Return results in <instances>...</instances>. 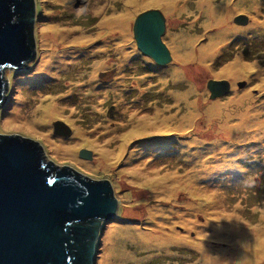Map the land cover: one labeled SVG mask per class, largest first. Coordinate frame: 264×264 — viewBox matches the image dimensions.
<instances>
[{
    "label": "rangeland",
    "instance_id": "1",
    "mask_svg": "<svg viewBox=\"0 0 264 264\" xmlns=\"http://www.w3.org/2000/svg\"><path fill=\"white\" fill-rule=\"evenodd\" d=\"M148 9L165 15L167 65L137 46ZM32 33L34 62L6 71L0 133L110 181L120 212L96 264H264V0H42ZM210 79L230 92L212 98Z\"/></svg>",
    "mask_w": 264,
    "mask_h": 264
},
{
    "label": "water",
    "instance_id": "2",
    "mask_svg": "<svg viewBox=\"0 0 264 264\" xmlns=\"http://www.w3.org/2000/svg\"><path fill=\"white\" fill-rule=\"evenodd\" d=\"M41 3L0 0V107L6 71L28 68L36 58L32 32ZM133 31L142 53L159 65L172 62L161 10L141 12ZM207 88L214 98L230 92L231 83L210 79ZM80 156L91 160L92 150L83 148ZM119 212L109 180L53 163L38 141L0 133V264H96V242Z\"/></svg>",
    "mask_w": 264,
    "mask_h": 264
},
{
    "label": "bare ground",
    "instance_id": "3",
    "mask_svg": "<svg viewBox=\"0 0 264 264\" xmlns=\"http://www.w3.org/2000/svg\"><path fill=\"white\" fill-rule=\"evenodd\" d=\"M156 1H157V0H156ZM158 1H163V0H158ZM227 9H228V8H227ZM224 20H226V19H223L220 23H222ZM220 23H219V24H220ZM228 28L231 29L232 27H228ZM221 31H223V30H221ZM218 43H220V42L216 41V42L212 45V47H211V51L215 52V51L217 50V47H216V46H217ZM216 52H217V51H216ZM47 63H48V62H47ZM17 114H18V112L15 111V112L12 113L11 115H9L10 120H11V119H13V120L16 119V118H17V116H16ZM50 114H52V111L49 112V115H50ZM151 129H153V128L151 127ZM158 129H159V128H155L154 130H158ZM162 129H168V126H163ZM79 133H80V131L77 130V134H79ZM79 135H80V136H86V135H84V134H79ZM142 147H143V146H142ZM139 150H140V149H136L135 152H133L132 156L134 157V156L139 152ZM102 155L104 156L105 154L102 153ZM212 204H213V202L208 203L207 205H208V206H209V205L211 206ZM198 210H200V208H198V209H194L195 212L198 211ZM214 214H215V213H212L211 216L213 217ZM192 216H193V215H192ZM183 222L185 223V219L183 220ZM215 223H217V222H215ZM187 226H188V227H190V226H191V227H193V226H194V227L197 226V225H196V221L191 219V220L189 221V224H187ZM215 229H216V230H220L218 226H216ZM174 236L177 237L178 234H174ZM202 236H205V237L201 238V240H200V241H201V244H200L201 246H200V248L203 250L204 253H206V250H205V249H207V243H208L207 238H208V235H202ZM153 237H155V236H153ZM184 238H185V237H184ZM186 238H187V237H186ZM203 247H204L205 249H204Z\"/></svg>",
    "mask_w": 264,
    "mask_h": 264
},
{
    "label": "trees",
    "instance_id": "4",
    "mask_svg": "<svg viewBox=\"0 0 264 264\" xmlns=\"http://www.w3.org/2000/svg\"><path fill=\"white\" fill-rule=\"evenodd\" d=\"M30 28H31V27H30ZM30 28H29V29H30ZM29 32H30V31H29Z\"/></svg>",
    "mask_w": 264,
    "mask_h": 264
}]
</instances>
